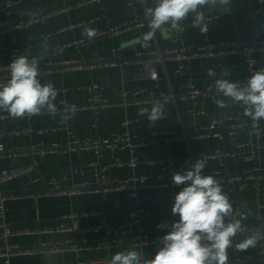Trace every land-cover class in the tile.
Instances as JSON below:
<instances>
[{
  "label": "crops",
  "instance_id": "obj_1",
  "mask_svg": "<svg viewBox=\"0 0 264 264\" xmlns=\"http://www.w3.org/2000/svg\"><path fill=\"white\" fill-rule=\"evenodd\" d=\"M14 1L16 3L9 8L8 15L0 8V22L9 20L12 24L24 26L13 27L0 35V66L9 67L12 59L20 55L34 57L43 54L41 45L47 40L49 50L40 63L41 83L53 82L58 90L56 107L64 102L67 106L85 108L67 119L63 118L64 112L23 119L0 118V144L22 152L16 157H0V171L21 172L0 183V195L8 197L4 214L0 211V250L18 247L27 251L1 256L0 264H76L121 252L125 246L114 245L119 235L108 233L104 226L116 228L128 221L135 210L134 203L124 191L103 192L98 188L132 176L157 177L163 171L159 162L167 158L174 160L176 172L188 167L186 161L195 162L200 157L206 159L204 172L213 175L224 192L229 193L235 218L241 219L248 230H264V178L259 175L264 169V120L258 124L262 131H256L250 118L243 114L242 106L232 104L221 109L213 103V94L198 99V105L207 111V115H193L189 111L192 101L181 98L191 83L199 89L210 88L224 69L230 70L231 75L225 78L232 82L249 77L245 58L240 52H223L220 56H193L192 53L212 44L263 43L262 0H232L227 12L223 8L206 10L207 33L191 27V16L184 22L182 34L170 32V26L166 25L157 31L147 47L143 36L149 28L144 10L153 6L154 0H103L84 4L80 3L81 0ZM36 12L47 14L45 21L25 25ZM135 19L144 24L115 35L92 39L82 35L85 27L96 29L97 34L105 32L109 26ZM80 22L84 24L71 28ZM115 48L119 55L117 65L93 66L101 58L113 56ZM176 50L182 54H173L159 63L162 80L160 89L155 88L148 77L149 58L146 55L140 58L139 54L161 52L166 56ZM257 56L259 64L264 67V52H258ZM78 61L85 64L78 68L69 63ZM181 64L186 65L183 73L178 72ZM209 69L217 76H210ZM8 78L9 72L1 74L0 82H6ZM92 84L98 86L100 97L109 102L108 106L98 110L90 106L92 94L89 86ZM159 90L172 96L165 100L166 118L158 122H149L139 112L164 101L120 104L124 99L148 97L152 91ZM126 120L130 121L129 131L138 139H149L156 130L171 131L175 136L166 148L159 142L136 147L134 151L107 148L100 157L91 148L44 155L31 151V148L66 144L76 138H112L125 131L123 123ZM232 125L240 127L231 131ZM210 126H214L213 131ZM218 132L222 134L215 135ZM216 151L224 155L214 156ZM133 157L137 159L134 166L130 164ZM53 180L62 189L86 186L97 190L85 189L68 194L52 192ZM180 190L178 186L173 192L157 187L140 190L141 202L148 211L145 225L154 234L166 232V229L157 228L158 224L179 219L171 212L174 203L171 195ZM71 215L76 216L81 232L64 230L71 223ZM3 224L10 226L15 233L2 238ZM98 226L99 231L92 230ZM244 238V234H238L235 242ZM43 244L49 248L40 251ZM157 248V244H150L131 249L140 251L143 258L151 259ZM227 257V264H264V241L247 251L232 247L228 249Z\"/></svg>",
  "mask_w": 264,
  "mask_h": 264
},
{
  "label": "clouds",
  "instance_id": "obj_2",
  "mask_svg": "<svg viewBox=\"0 0 264 264\" xmlns=\"http://www.w3.org/2000/svg\"><path fill=\"white\" fill-rule=\"evenodd\" d=\"M231 3L232 0H154V5L144 10L149 28L143 36L144 46L147 47L157 31L166 25L182 34L183 24L190 16L191 27L207 33L206 10L223 8L227 12ZM96 31L85 27L82 35L92 39ZM41 47V55L13 58L9 63V78L0 82V111L7 112L14 119L58 111L55 105L58 90L53 82L41 83L39 79L40 63L49 50L47 40ZM59 51L62 52V48ZM209 74L217 76L212 69ZM230 75V70L224 69L220 78L214 79L209 88L213 92L212 101L221 109L232 104L242 106L243 114L250 118L255 129L264 120V67L251 73L243 85L225 78ZM166 103L156 102L151 108H142L139 115L146 116L149 122L166 118ZM63 118L67 119L68 114ZM185 163L188 167L171 177L172 184L181 187L171 208L172 214L178 215L179 219L171 224L157 225V228L167 229V233L157 238L158 248L153 258L145 259L140 251L130 249L114 254L110 264H227L228 249L235 247L247 251L264 241V232L253 231L235 242V237L248 233V229L241 219L235 218L230 198L221 184L213 175L205 174L207 160L200 157L195 162Z\"/></svg>",
  "mask_w": 264,
  "mask_h": 264
},
{
  "label": "built area",
  "instance_id": "obj_3",
  "mask_svg": "<svg viewBox=\"0 0 264 264\" xmlns=\"http://www.w3.org/2000/svg\"><path fill=\"white\" fill-rule=\"evenodd\" d=\"M133 1V0H132ZM264 2V0H262ZM86 2H98L101 3L103 0H81V4H84ZM16 2L14 0H0V8L3 11L8 13L9 8L14 5ZM132 4V2H130ZM66 9V8H63ZM47 17V14H44L43 12H36L33 13L28 21L27 24L29 25L30 23L34 22H43L45 21ZM95 19H92L91 21H94ZM83 22H80L78 24L72 25L71 28L76 27V26H81L83 25ZM144 22L140 20H132L128 23L125 24H120V25H115V26H109L108 29L105 32L97 33L94 38L100 37L102 35H115L118 34L122 31H127L130 30L131 28L135 26H142ZM23 24H12L9 20H3L0 22V35L6 33L7 31H10L13 27L16 28H21L23 27ZM171 32L172 29H169ZM72 45V44H69ZM68 46V45H67ZM65 46V47H67ZM115 52L113 53V56L110 58H101L96 62L97 64L95 65H117L119 61V55L117 54L118 49H114ZM234 53V52H240L243 57L245 58V62L247 65V71L250 76L251 73L254 71L262 68V66L258 62V52H264V42L263 43H258V42H233V43H227L222 46L218 45H209L207 47L201 48L198 52L193 51V56H197L199 54H211V55H217L220 56L222 53ZM173 54H182L181 51H175V52H170L166 56H163L161 52H150L147 54H139L140 58L143 57L142 55H146L149 58V71H148V77L151 81L154 82V86L157 89H160V83L162 80L160 70H159V63H162L163 61L167 60L170 58L171 55ZM184 56L182 55L181 59H183ZM72 65H77L78 68H81L85 63L83 62H69ZM49 66L52 65V63H48ZM186 69L185 64H181L178 72L183 73ZM9 72V67H2L0 66V75L1 74H8ZM247 78L240 83L241 85L246 84ZM89 90L91 91V102L90 106L94 110H98L102 107L108 106L109 102L107 100H104L100 97V94L98 92V86L96 84H92L89 86ZM214 91V90H213ZM213 94V92L209 91V88L206 89H199L196 88L192 83L190 84V88L188 91L181 96L182 99L185 100H190L192 101V106L189 108V111L193 115H201V116H206L207 111L198 105V99L200 97L208 96ZM171 94L159 90L157 91H152L150 96L148 97H137L136 99L128 100L124 99L123 101L120 102L122 105H131V104H141V103H146V102H155L157 100L160 101H165L171 98ZM88 107V106H86ZM85 107H71L67 106L64 102L61 104L60 107H57L58 111L56 113H48V112H42L41 114H50V115H55L59 112H64L68 114V117L70 118L75 112L80 111L84 109ZM9 116L7 112L0 111V118H5ZM130 125V121L126 120L123 123V126L126 128L125 131L122 134H119L117 136H114L112 138H95V139H71L69 140L66 144H55L51 147L48 148H31V151H35L39 155H44L46 153L50 152H58V153H65L68 151H74L78 149H94L96 153L100 156H102V153L105 149L107 148H130L132 151L135 150L136 147L143 146L147 147L151 144H155L157 142L161 143L163 148H166L171 139L175 136V134L171 131H166V130H156L152 133V137L149 139H138L136 135H132L131 132L129 131L128 126ZM240 126L232 125L231 126V131L238 129ZM253 127V126H252ZM210 131H213L214 126L209 127ZM256 131H262L261 127L258 125L257 128H255ZM211 132H208L207 134H210ZM221 132L215 133V135H221ZM20 151L16 150H9L5 148L4 145L0 144V157L1 156H10V157H16L20 155ZM224 155L223 152L216 151L214 156H221ZM160 164L163 165V171L161 174H159L157 177H151V176H132L131 178L125 179V180H114L107 186H102L99 187L98 189H101L103 192H107L109 190H120L124 191L127 193L131 201L134 203L135 210L132 214V217L126 221L124 224H122L119 227H110V226H104V229L106 228V231L108 233H116L119 235V238L115 240L114 245L115 246H121L124 245L125 248L122 249V251L129 250L133 247H139V246H146L150 244H157V238L162 237L167 233L164 234H154L151 232V230L145 225V216L148 214V211L146 210L145 206L142 204L141 199H140V190L148 187H157V188H168L172 192L174 191V188L177 187L172 184L171 177L172 175L176 172L174 168V160L171 158H167L166 160L160 161ZM131 165H136L137 164V159L136 157H133L130 162ZM103 171V170H102ZM259 171V170H258ZM21 172H10L8 170H2L0 171V183L5 182L8 180H11L18 176ZM253 175V174H251ZM261 177L264 178V169L260 171L259 174ZM53 183L55 184V187L51 190L52 192H57V193H75L79 192L85 189H91V190H97L95 187H87L83 186L79 188H73V189H62L60 185L57 184L56 180H53ZM230 190V189H229ZM228 196L229 193L225 192ZM174 193L171 195V200L174 202ZM8 197L7 196H1L0 195V211L2 214L5 212V206L4 203ZM71 219V223L69 226H65L64 230H69V231H75V232H81L82 229H80L77 226V219L75 215L69 216ZM172 222H167V224H171ZM3 233H2V238H7L11 235H13L15 232L11 229L10 226L7 224H3ZM93 231H99L100 227H95L92 228ZM262 232L264 230L259 229V228H250L248 230V233H244L245 235L249 234L250 232ZM49 247L46 246V244H43L40 251L47 250ZM53 249H55L53 247ZM34 251H39V250H31L30 252ZM121 251V252H122ZM27 251L20 250L18 247H11L8 248L7 251H1L0 250V257L1 256H10L12 254H22ZM112 256H109L107 258H100V259H92L89 261H83V262H78L76 264H110Z\"/></svg>",
  "mask_w": 264,
  "mask_h": 264
},
{
  "label": "water",
  "instance_id": "obj_4",
  "mask_svg": "<svg viewBox=\"0 0 264 264\" xmlns=\"http://www.w3.org/2000/svg\"><path fill=\"white\" fill-rule=\"evenodd\" d=\"M157 122H158V120H157ZM159 126V125H158Z\"/></svg>",
  "mask_w": 264,
  "mask_h": 264
}]
</instances>
